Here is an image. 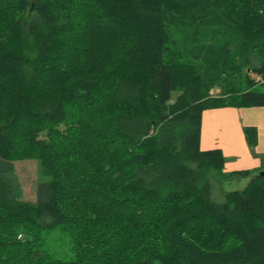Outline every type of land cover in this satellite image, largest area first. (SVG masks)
I'll list each match as a JSON object with an SVG mask.
<instances>
[{
    "label": "trees",
    "instance_id": "16d2710c",
    "mask_svg": "<svg viewBox=\"0 0 264 264\" xmlns=\"http://www.w3.org/2000/svg\"><path fill=\"white\" fill-rule=\"evenodd\" d=\"M258 86L264 0H0V264H264V160L226 176L200 146ZM212 174L242 189L215 202Z\"/></svg>",
    "mask_w": 264,
    "mask_h": 264
},
{
    "label": "crops",
    "instance_id": "0c3cea01",
    "mask_svg": "<svg viewBox=\"0 0 264 264\" xmlns=\"http://www.w3.org/2000/svg\"><path fill=\"white\" fill-rule=\"evenodd\" d=\"M246 128H255L258 132V144L254 151L246 141ZM200 146L205 152H222L226 158L223 170L226 176L260 171L264 160V107L205 110L201 120Z\"/></svg>",
    "mask_w": 264,
    "mask_h": 264
},
{
    "label": "rangeland",
    "instance_id": "374dc122",
    "mask_svg": "<svg viewBox=\"0 0 264 264\" xmlns=\"http://www.w3.org/2000/svg\"><path fill=\"white\" fill-rule=\"evenodd\" d=\"M251 77L254 75L251 73ZM258 90L264 91V86H258ZM212 95L219 94L218 90H213ZM16 174L19 178L21 188H22V200L27 202H36L37 198V184H38V164L33 160H23L15 163ZM213 175V176H212ZM211 175V181L214 186L213 190V200L215 202L221 203L225 200V194L230 191H236L242 189V184L237 182H231L220 178L217 174ZM214 175L216 177H214ZM58 236L55 240L54 238L47 239V248L54 252V254L59 258L71 259L73 258V252L68 239L60 233H55Z\"/></svg>",
    "mask_w": 264,
    "mask_h": 264
},
{
    "label": "water",
    "instance_id": "95a60500",
    "mask_svg": "<svg viewBox=\"0 0 264 264\" xmlns=\"http://www.w3.org/2000/svg\"><path fill=\"white\" fill-rule=\"evenodd\" d=\"M256 177H257V178H258V177H264V170L261 171V172H259V174H258Z\"/></svg>",
    "mask_w": 264,
    "mask_h": 264
},
{
    "label": "built area",
    "instance_id": "2783aa9c",
    "mask_svg": "<svg viewBox=\"0 0 264 264\" xmlns=\"http://www.w3.org/2000/svg\"><path fill=\"white\" fill-rule=\"evenodd\" d=\"M258 82L261 80L260 78H255Z\"/></svg>",
    "mask_w": 264,
    "mask_h": 264
}]
</instances>
